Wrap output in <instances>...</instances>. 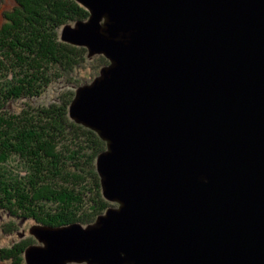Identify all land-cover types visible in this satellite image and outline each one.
I'll use <instances>...</instances> for the list:
<instances>
[{
  "label": "water",
  "instance_id": "water-1",
  "mask_svg": "<svg viewBox=\"0 0 264 264\" xmlns=\"http://www.w3.org/2000/svg\"><path fill=\"white\" fill-rule=\"evenodd\" d=\"M108 64L69 118L106 149L95 222L34 225L26 264H264V0H74Z\"/></svg>",
  "mask_w": 264,
  "mask_h": 264
},
{
  "label": "trees",
  "instance_id": "trees-1",
  "mask_svg": "<svg viewBox=\"0 0 264 264\" xmlns=\"http://www.w3.org/2000/svg\"><path fill=\"white\" fill-rule=\"evenodd\" d=\"M13 1L0 25V214L9 217L2 231L13 233L22 220L92 224L116 206L103 198L96 170L106 142L69 118L78 88L72 73L90 59L86 48L60 37L65 25L88 20L89 12L74 0ZM96 62L98 76L108 61L99 56ZM54 84L67 90L40 104ZM20 242L1 248L0 262L25 264L24 250L36 240Z\"/></svg>",
  "mask_w": 264,
  "mask_h": 264
},
{
  "label": "rangeland",
  "instance_id": "rangeland-1",
  "mask_svg": "<svg viewBox=\"0 0 264 264\" xmlns=\"http://www.w3.org/2000/svg\"><path fill=\"white\" fill-rule=\"evenodd\" d=\"M14 4H15V2L13 0H0V25L3 22V12L11 10V8L14 6ZM77 4L87 11V9L84 8L81 4H79V3H77ZM99 56L105 58L103 55H97V56H94L92 58H89L90 61L85 65L84 70L82 69V71H80V73H78L77 71H76V73H72L73 77L76 78V76H77V78H78V83L76 84V85H78V87L84 86L86 84H90L94 80V78L96 77L95 73L97 71V70H95V67L97 66L96 59ZM76 89H75V91H76ZM66 90H67V88H61L60 84H54L48 88L46 93L42 96V98L38 102H40V104H44V105H48L52 102H56L57 96ZM72 90H74V89L72 88ZM8 221H9V218L7 215H5L3 213L0 214V247H4L6 245H11L13 243V241L19 239L17 236H15V234H7V233H4L2 231L1 225L6 224ZM31 224L32 223L30 221H26V222L22 223L21 226L18 225L20 231L22 229H25L27 232L26 236L22 237V239H27L30 236H32L31 234H29L30 229L32 228Z\"/></svg>",
  "mask_w": 264,
  "mask_h": 264
},
{
  "label": "flooded vegetation",
  "instance_id": "flooded-vegetation-1",
  "mask_svg": "<svg viewBox=\"0 0 264 264\" xmlns=\"http://www.w3.org/2000/svg\"><path fill=\"white\" fill-rule=\"evenodd\" d=\"M9 218V217H8ZM26 221H28V220H22V221H19L18 223H19V226H21L22 225V223H24V222H26ZM31 222V221H30ZM31 226H34L33 224H31ZM26 230L25 229H22L21 231H20V229H19V227L17 228V230L16 231H14L13 233H7V234H15V236H17L19 239L18 240H15V241H13V243L11 244V245H6V246H4V247H0V249L1 248H11L12 246H14V245H16V244H19V243H21L20 241L21 240H23L22 239V237H25L26 236ZM30 234V233H29ZM32 236H30L29 238H31ZM33 238V237H32ZM28 239V238H27ZM39 243L36 241L35 243L34 242H32L31 243V245H29L28 247H30V246H32V245H38ZM27 247V248H28ZM26 248V249H27ZM26 249L24 250V253H25V251H26ZM24 253H23V255H24ZM24 261H25V259H24ZM11 260H9V261H6V262H0L1 264L3 263V264H11ZM25 264H26V262H25Z\"/></svg>",
  "mask_w": 264,
  "mask_h": 264
}]
</instances>
